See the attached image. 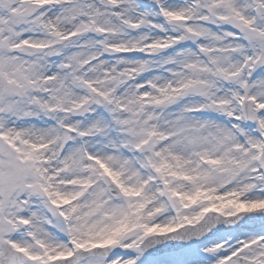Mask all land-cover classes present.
Here are the masks:
<instances>
[{
	"label": "snow or ice",
	"instance_id": "obj_1",
	"mask_svg": "<svg viewBox=\"0 0 264 264\" xmlns=\"http://www.w3.org/2000/svg\"><path fill=\"white\" fill-rule=\"evenodd\" d=\"M0 264H264V0H0Z\"/></svg>",
	"mask_w": 264,
	"mask_h": 264
}]
</instances>
